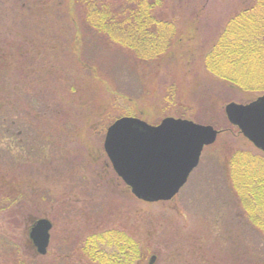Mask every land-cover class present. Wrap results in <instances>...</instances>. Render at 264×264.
Returning a JSON list of instances; mask_svg holds the SVG:
<instances>
[{"label":"rangeland","instance_id":"obj_1","mask_svg":"<svg viewBox=\"0 0 264 264\" xmlns=\"http://www.w3.org/2000/svg\"><path fill=\"white\" fill-rule=\"evenodd\" d=\"M32 1L0 0V90L17 85L20 91L11 92L16 107L8 104L16 113L0 118V264H94L81 246L96 231H122L136 239L143 264H264V235L238 204L228 164L231 151L254 149L243 135L220 133L179 193L151 203L132 194L104 149L109 120L126 112L150 115L152 122L183 113L220 131L227 128L225 105L255 93L213 79L198 55L250 0H164L159 12L177 19L179 31L190 38L177 48L182 59L139 65L129 51L96 44L86 55L107 82L96 94L77 81L84 80V69L72 67V49L61 42L69 37L68 26L52 10L42 12L44 22L24 15L20 9ZM30 37L47 45V55L35 49L16 57ZM172 84L179 89L175 106L164 98ZM39 87L55 96L37 97ZM4 95L0 103L7 106L11 101ZM73 106L85 114L79 131L64 114ZM259 209L264 212V203ZM41 217L53 223L45 255L29 237L33 220ZM227 233L234 236L225 240Z\"/></svg>","mask_w":264,"mask_h":264},{"label":"trees","instance_id":"obj_2","mask_svg":"<svg viewBox=\"0 0 264 264\" xmlns=\"http://www.w3.org/2000/svg\"><path fill=\"white\" fill-rule=\"evenodd\" d=\"M33 1L28 8L20 9L24 15L31 16L32 20H42L41 22H44L42 12L52 10V13L56 14V18L61 20L64 26H68L70 30L69 37L67 41L61 39V42L72 49L73 57L70 62L74 64L72 67L80 73L82 72L81 69H84V80L77 79V81H81L80 84L91 88L90 91L93 94L100 90V85L107 83L106 79L89 65L91 62L86 55L89 53L87 50H91L96 44L107 45L112 49H118V51H129L139 65L141 63L147 65L156 62L155 66H160L164 62L169 65L173 61L181 60L182 57L178 55L177 50L181 44V39L187 38V43L190 42L187 32L179 31L177 19L166 17L159 12L165 5L164 0ZM0 10L1 16L3 13L2 5H0ZM188 21L191 20H187L185 23ZM186 26L191 28L193 23L191 22ZM61 36L63 37V35ZM30 38L33 40L26 41L25 46L22 45L17 49L22 50V52L19 51L20 55L17 52L16 57L26 56L25 53L35 49L41 50L40 52H43V55H47L44 48L47 45L42 44L36 37ZM3 54H1L0 62L1 58L3 60ZM189 55L193 56V53H189ZM198 58L213 79L216 78L217 81L229 84L238 91L255 93V97L244 100V103L263 94L264 0H250L246 6L236 11L228 19L215 41L208 47H202ZM17 59L21 62L19 58ZM19 62H17V66L20 65ZM46 64H48V59H46ZM61 66L63 67V65ZM64 73L74 75L77 72L72 71L71 73L68 70ZM90 73H92V76H90ZM47 86L53 87L52 84ZM16 88H18L17 85L0 90V94L4 93L6 95L3 98L6 97L7 100L11 101L10 103L7 102L8 107L4 103H0V118L16 113L9 108L10 105L16 107L11 98L13 90L12 93L15 94H17L16 90L18 93L20 92ZM52 91L48 87L45 89L39 87L37 97L40 96L42 99L49 93L55 96ZM178 95V87L172 84L166 89L164 98L168 99L169 104L175 106L178 102ZM16 99L18 98L16 97ZM61 108L63 109L62 106ZM57 112L63 114V112ZM26 113L31 115L29 111H26ZM64 114L73 121L74 130L76 128V131H79L82 128V118L85 115L83 112H79L73 106L65 109ZM71 115L73 116L72 119ZM124 115L136 116L146 119L148 122L151 121L149 119L150 115L148 117L145 116L146 114L143 116L135 111L126 112L121 116ZM167 116L189 118L183 113L177 115L165 114L157 121H151L150 123L158 124ZM119 117L109 120L105 131ZM205 122L204 120L203 123ZM222 132H229L238 137L242 135L239 128L230 122ZM13 144L19 146V143ZM10 146L11 143H8L7 147ZM228 164L232 168V186L238 196V204L244 209L248 222L264 235V212L260 213L259 209V203H264V153L255 147L254 149L250 147L239 148L230 152ZM229 234L234 236L232 233H227L228 237L225 236V240L231 237ZM125 236L126 234L122 231L93 232L85 238L81 246L82 255L94 264H143L144 254L140 243L136 239L133 240L132 237L127 236L126 238Z\"/></svg>","mask_w":264,"mask_h":264},{"label":"water","instance_id":"obj_3","mask_svg":"<svg viewBox=\"0 0 264 264\" xmlns=\"http://www.w3.org/2000/svg\"><path fill=\"white\" fill-rule=\"evenodd\" d=\"M225 113L230 123L264 153V93L247 103H227ZM219 132L211 124L188 118L167 116L152 124L124 115L108 127L104 149L136 198L167 201L184 186L198 166L204 147L213 144ZM52 227L49 218L34 219L29 236L40 254L48 251Z\"/></svg>","mask_w":264,"mask_h":264}]
</instances>
